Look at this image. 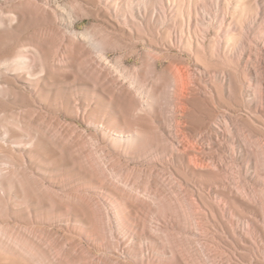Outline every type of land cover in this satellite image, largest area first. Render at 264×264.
Masks as SVG:
<instances>
[{
  "label": "bare ground",
  "instance_id": "6f19581e",
  "mask_svg": "<svg viewBox=\"0 0 264 264\" xmlns=\"http://www.w3.org/2000/svg\"><path fill=\"white\" fill-rule=\"evenodd\" d=\"M230 1L77 0L66 13L0 0V264H229L221 244L264 264V135L242 133L226 101L264 127V0H240L227 25ZM91 14L110 29L79 34L74 16ZM140 43V69L111 64ZM175 48L194 64L161 68Z\"/></svg>",
  "mask_w": 264,
  "mask_h": 264
},
{
  "label": "rangeland",
  "instance_id": "374dc122",
  "mask_svg": "<svg viewBox=\"0 0 264 264\" xmlns=\"http://www.w3.org/2000/svg\"><path fill=\"white\" fill-rule=\"evenodd\" d=\"M77 0H59V5L61 6L62 11L68 13L71 12L73 10V8L76 7V2ZM79 1V0H78ZM205 3V1H204ZM205 5L207 6L208 9H211V11H213L214 13H216V6H213L209 3H205ZM240 5V0H231L230 1V14L228 16V19L226 20L227 25L230 24L232 22L233 19V9H235L236 6ZM228 9L227 6H219L218 11L222 10V9ZM75 17V30L79 33V34H86L88 30H96V26H104L105 28L110 29L104 22H103V18H100L98 15L95 14H91L90 16L87 17H83V18H79L76 15ZM215 38L214 35V31L209 32V34L206 36L205 39V43L204 46L205 48H209L210 46H212V39ZM128 43V42H126ZM151 48H149V46L147 44H142L140 43L137 46H133V45H129L128 47L126 46L125 49H117V50H112L108 53V57L109 60L111 62V64L115 67L120 68L122 71L124 72H129V71H135L140 69L141 66H143V60H144V56H145V52L147 50H150ZM169 49V47H168ZM169 58H165V60L161 61L160 66L161 68L166 67L167 64H169L170 62H172L173 60H183L185 63L183 64V66L186 64L187 65H193L194 64V59L191 55V53L187 50V49H183L180 50L179 48H175L169 51ZM171 56V57H170ZM226 58L223 55L217 56L216 59H214L213 64H214V68H219L221 66H223V63H226L227 61L225 60ZM231 64V67H229L228 70H226V72L232 76V78L235 79V81H239L241 79H246L247 81H251L250 79H248L245 76V72H244V61H242L241 63H237L236 60L229 58L228 60ZM243 77V78H242ZM239 78V79H238ZM252 82V81H251ZM69 85L73 84L72 81H68L67 82ZM66 84V85H68ZM236 84V83H234ZM233 84L232 90L233 92L235 91V85ZM238 84L240 85V82H238ZM235 86V87H234ZM253 88L257 89V85L253 84ZM248 98V97H247ZM249 99V98H248ZM24 99L19 100L17 102V105L12 104L13 107H19V105H23L24 104ZM227 104H229L231 108L235 109L237 112L232 113L235 117H241V122H240V129L242 131V133L244 134H252L254 136H259L261 137L262 135H264V127L258 125V120L255 117V115L251 112V110L249 108H242L241 110V103L239 102L240 99L236 98L235 101L230 100L229 98L226 99ZM226 105V104H225ZM224 105V106H225ZM219 111L223 108H218ZM62 117V121L64 123H71V122H75V125L79 126L81 128L82 131H85L87 133H91L93 130L89 128V126H87L82 119L79 120H75L72 119L69 116H66L64 114H61ZM248 120L253 124V128H250L247 126ZM250 138H252L251 136H249ZM253 141H256L254 138H252ZM243 160L242 159H237L235 161H230L229 163L231 164V167L238 169L242 164ZM75 183H78V181H76ZM74 183V184H75ZM72 184V185H74ZM93 189V188H92ZM92 191H96V189L94 188ZM66 224L65 223H59V226H56L54 228V230L57 232L56 234V238L66 234ZM78 232H75L74 234H72V236L79 238L80 236L78 235ZM57 240V239H56ZM82 240V246L85 249H90L92 251V256H100L102 253L101 251H99L95 245H92L94 243L89 242L86 238H81ZM216 252L215 254H217V258L216 261L217 262H227V263H238V264H248L247 262H245V260H243L240 257H236L235 258L232 256L233 249L227 245V244H221L220 247H216L214 248V251ZM259 258V257H258ZM221 260V261H220Z\"/></svg>",
  "mask_w": 264,
  "mask_h": 264
}]
</instances>
